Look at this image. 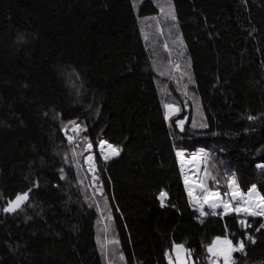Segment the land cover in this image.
<instances>
[{
	"label": "trees",
	"instance_id": "obj_1",
	"mask_svg": "<svg viewBox=\"0 0 264 264\" xmlns=\"http://www.w3.org/2000/svg\"><path fill=\"white\" fill-rule=\"evenodd\" d=\"M171 2L207 127H193L192 106L180 102V114L165 118L142 29L158 14L153 0L138 10L133 0H0V264H78L54 183L58 167L47 158L33 109L44 100L57 115L78 113L87 128L80 137L93 143L101 201L107 197L124 257L115 264H168L173 243L192 249L196 264H209L205 246L225 234L245 241L237 264H264V229L255 231L264 219L248 217L245 230L244 217H200L176 155L205 149L213 175L234 172L243 190L256 184L264 194V171L256 167L264 163V0ZM99 140L120 154L105 161ZM24 192L21 210L3 211Z\"/></svg>",
	"mask_w": 264,
	"mask_h": 264
},
{
	"label": "rangeland",
	"instance_id": "obj_2",
	"mask_svg": "<svg viewBox=\"0 0 264 264\" xmlns=\"http://www.w3.org/2000/svg\"><path fill=\"white\" fill-rule=\"evenodd\" d=\"M143 1L144 0H133L136 10L139 9ZM153 2L158 7V14L146 18V21L142 22V29L148 42L153 46L154 64L157 73L160 75L159 86L162 100H164V108L166 104H175L181 111L179 102L182 106H185V109L192 106V119L195 121L196 127H200V124H204V115L197 94L193 90V74L186 56L185 45L180 34L178 22L176 19L173 21L169 14L175 15L173 4L171 0H153ZM161 5L164 6V12L160 11ZM165 43H167L168 49L164 48ZM169 51L171 55H169ZM178 53H182V55H178ZM170 60L172 61L171 64L169 63ZM176 63L180 65L179 71L173 68V64ZM161 72L164 74L161 75ZM189 76L191 77V82L188 80ZM185 85H187V87H185ZM33 109L47 158L58 167V171L54 175V183L56 184L58 200L78 264H109L111 253L113 254V252H115L116 256L119 254L117 245L114 247L111 245L104 248L101 247V243H103L105 239H115L112 235V225L110 224L109 212L107 210L108 204H105L104 200L101 201L102 196L99 191L94 192V188L101 186L91 184L92 173L87 171L88 165L84 159L89 153L83 151L85 145L82 143L83 138L80 137L81 133L78 134V140L81 141V143L79 147L76 148L77 153H82L76 157V161L80 163V168L77 169L76 161L72 159L71 149L73 146L68 144L64 132V129L67 128L68 134L72 135V125L69 122L76 121L79 123L78 113L74 112L71 114L57 115L54 108L50 106L48 100L35 104ZM180 111L172 117L179 115ZM199 150L190 153L183 152L185 153V158L189 159L191 154L199 153ZM205 152L208 154L207 150H205ZM91 154L95 157L94 151H92ZM65 155L68 156L67 160L64 159ZM178 161L180 164V157H178ZM206 161H204V163H206L209 168V155ZM95 163L98 169L96 157ZM61 169H63V175L66 177L65 179H61ZM257 169L261 170L259 168ZM182 178L184 181L183 174ZM80 180L84 181L83 187L80 186ZM218 180L221 185H224L225 181L223 179L218 178ZM210 186H212L211 182ZM220 191L221 193L225 192V187L222 186ZM86 195L88 199H85ZM88 201L98 212V223L96 226L98 229L96 230L94 228L91 230L89 225V219L86 214ZM97 203H99V209L96 207ZM102 203H104V206ZM205 210L211 213L209 209L206 208ZM217 211L219 212L222 210L218 209ZM106 225L109 228L107 234L104 233ZM98 237L101 243H98ZM233 256L235 259V253ZM115 261H118V259L114 258V264Z\"/></svg>",
	"mask_w": 264,
	"mask_h": 264
},
{
	"label": "snow or ice",
	"instance_id": "obj_3",
	"mask_svg": "<svg viewBox=\"0 0 264 264\" xmlns=\"http://www.w3.org/2000/svg\"><path fill=\"white\" fill-rule=\"evenodd\" d=\"M164 6H160V11L164 12ZM171 19L175 21V15L171 14ZM147 39V37H145ZM164 48L168 49L167 43L164 44ZM169 55H171L169 51ZM178 55H182V53H178ZM171 64L172 61L170 60ZM173 68L176 71L180 70V65L178 63L173 64ZM161 75L164 73L161 72ZM183 75V74H182ZM188 80L191 82V77H188ZM187 87V85H185ZM79 95V93H77ZM166 113L165 118L171 119V117L177 114L180 111V108L175 104H166ZM249 119H253V117H249ZM72 125L71 132L72 135L68 134V129L65 128V136L67 138V142L69 145H72L71 153L73 161H76V157L81 155L82 153H77L76 148L79 147L81 141L78 140V134L81 132H86V126H83L76 121L69 122ZM185 121L177 120L176 124L183 130ZM195 121H193V127H196ZM200 127H207L206 124H200ZM82 143L85 145L83 151L88 152L89 155L86 156L85 162L88 165L87 171L92 173L91 176V184L92 185H101L98 175H96L98 169L95 163V157L92 155L93 151V143L87 137L84 136ZM99 154L103 157L105 161L109 160L114 156H118L120 154V149L117 146H114L108 143L106 140H99ZM178 157H180V166L181 173L184 176V184L187 190L188 203L193 207V209L197 210L200 214V217H205L209 215V212L205 209H209L211 211V215H223V216H231L234 215L236 217H244L243 219H239L238 223L242 229L247 230L251 227L248 223V217H262L264 218V194L261 193L258 186L256 184L250 185L247 190H243L239 184L236 174L233 172L231 175H225L224 177V185L220 184L216 175H213L211 171H209L208 165L204 163L207 160L208 154L204 149H200L199 153L191 154L190 159L185 160V153L183 151H179L176 153ZM64 159L67 160L68 156L65 155ZM189 165L188 170H185V163ZM195 166V167H193ZM215 169V165L212 166ZM257 168L264 170V163L257 164ZM76 168H80V163L76 161ZM62 175L61 179H65L66 177L63 175V169L60 170ZM195 171L197 173L196 176H192L191 173ZM210 182L211 185L210 186ZM80 186H84V181L80 180ZM225 187L226 191L221 193L220 188ZM31 191V189H29ZM99 191L101 196H103L102 186L94 188V192ZM167 193L161 191L160 200L161 205L163 206V202ZM105 204L107 203V197L104 196ZM211 198V199H210ZM29 199V193L24 192L20 194H16L14 199H11L7 203V207L3 209L4 212L7 213H15L18 210H21L25 205V202ZM85 199H88L87 195ZM92 204H89V207H92ZM97 209H99V203L96 204ZM222 211H217V210ZM109 218H111L109 216ZM203 222V220H201ZM261 229H264V223H261L258 228L255 229L256 232H260ZM225 230L227 231V226H225ZM109 231L108 226L106 225L104 228V233L107 234ZM243 235V233H242ZM234 234H225L223 236H216L212 242L206 245L207 259L209 264H237V261L234 259V253H240L242 255H246V245L244 239H239L237 243H233ZM247 240L255 244L256 240L252 235L247 236ZM98 243H101L100 238L98 237ZM116 246L119 245V240L112 239L107 240L101 243V247L107 246ZM113 257L115 259L123 260V254L120 253L116 256L115 252H113ZM168 264H196V262L192 259L193 250L186 248L183 243H173L171 249L165 253ZM109 264H113V261L110 259Z\"/></svg>",
	"mask_w": 264,
	"mask_h": 264
},
{
	"label": "bare ground",
	"instance_id": "obj_4",
	"mask_svg": "<svg viewBox=\"0 0 264 264\" xmlns=\"http://www.w3.org/2000/svg\"><path fill=\"white\" fill-rule=\"evenodd\" d=\"M189 159H190V158H189ZM185 160L187 161L188 159L185 158ZM193 167H195V166H193ZM185 168H186V170H188V168H189V165L187 164V162L185 163ZM191 175H192V176H195V175H197V173H196L195 171H193V172L191 173Z\"/></svg>",
	"mask_w": 264,
	"mask_h": 264
},
{
	"label": "water",
	"instance_id": "obj_5",
	"mask_svg": "<svg viewBox=\"0 0 264 264\" xmlns=\"http://www.w3.org/2000/svg\"><path fill=\"white\" fill-rule=\"evenodd\" d=\"M184 124H185V123H184ZM26 202H27V201H26ZM26 202H25V203H26ZM0 213H2V210H1V209H0Z\"/></svg>",
	"mask_w": 264,
	"mask_h": 264
},
{
	"label": "built area",
	"instance_id": "obj_6",
	"mask_svg": "<svg viewBox=\"0 0 264 264\" xmlns=\"http://www.w3.org/2000/svg\"><path fill=\"white\" fill-rule=\"evenodd\" d=\"M239 256H241L242 254L238 253Z\"/></svg>",
	"mask_w": 264,
	"mask_h": 264
}]
</instances>
